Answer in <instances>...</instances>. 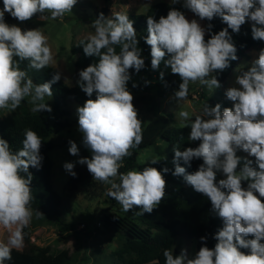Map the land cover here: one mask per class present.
<instances>
[{
  "label": "clouds",
  "instance_id": "1",
  "mask_svg": "<svg viewBox=\"0 0 264 264\" xmlns=\"http://www.w3.org/2000/svg\"><path fill=\"white\" fill-rule=\"evenodd\" d=\"M179 2L171 0L172 4ZM76 3L77 0H3L0 109L15 111L28 97L33 112H51L45 99L52 97L51 86L61 79L57 72L51 81L36 84L20 68L21 62L27 61L29 68L42 70L52 63L53 53L48 37L40 28L22 30L15 24L9 25L4 20L5 12L20 22L37 13L41 20L47 21L71 13ZM183 7L201 21L220 17L227 27L206 40V31L211 32L212 25L205 29L197 19L188 20L175 8L158 21L148 16V34L144 39L151 49V68L158 69L163 61L173 74L179 75L182 83L174 93L178 104L187 99L190 83L199 82L209 90L220 87L213 73L224 71L230 61L237 59L229 29L239 33L241 26L251 21L252 38L264 41V0H183ZM133 23L124 13H113L111 18L100 13L93 22L95 34L87 37V42H81L85 55L99 57V62L79 72V87L89 97L95 93L96 99H88L77 108L78 130L83 134L84 147L91 152V158H81L78 163L87 165L94 180L110 185L106 195L117 201L124 212L140 207L137 215L142 216L161 203L166 194V180L155 167L120 172L124 158L132 156L131 149L143 141L142 122L127 88L131 79L129 69L139 72L145 66ZM235 83L238 87L226 91V97L233 102L232 108L221 110L219 103L214 107L205 103L194 114L189 140L200 141L199 146L183 151L178 146L173 148L172 174L182 176L196 192L206 196L212 211L223 221V227L214 236L217 243L214 248L202 246L194 258L188 257L186 249L179 255L165 249V264H264V201L261 199L264 198V49L248 70L236 76ZM178 115L184 121L189 120L186 110H180ZM69 144V153L78 155L77 144L73 141ZM41 146V138L31 129H25L22 148L16 151L0 138V225L10 230L7 242H0V264L12 259L13 249L23 247V230L33 219L29 168L41 167ZM240 150L255 157L259 170L252 166V160L237 155ZM193 159H202L203 163L189 174L180 161L190 166ZM242 159L243 166L238 170ZM157 160L150 161L155 164ZM63 167L76 176L73 163H65ZM168 171L166 167L163 169V173ZM217 173L225 178L217 182ZM243 182H247V187ZM35 216L40 218L43 214L35 210Z\"/></svg>",
  "mask_w": 264,
  "mask_h": 264
},
{
  "label": "trees",
  "instance_id": "2",
  "mask_svg": "<svg viewBox=\"0 0 264 264\" xmlns=\"http://www.w3.org/2000/svg\"><path fill=\"white\" fill-rule=\"evenodd\" d=\"M175 8L182 11V7L177 4H169L160 2L152 6L144 14H129V19L132 20L133 27L136 30L138 39V48L141 50V58L144 59L145 66L139 72L129 69L131 78H136L141 75L148 77V82L142 85V88L150 91H155L159 96L165 95L167 92L178 88L182 83L178 74H173L170 67L166 66L162 61L159 68L153 70L151 68V49L146 44L145 37L147 36V18L152 16L155 20H159L161 16H167L168 11ZM107 8H104L101 13L106 17ZM99 16V15H98ZM98 18V17H97ZM206 29L209 24L212 25L211 32L206 31L205 39H210L212 34L218 33L227 27L220 17H214L211 21L204 20ZM231 40L234 43L237 52V59L230 61V66L222 72L214 73L218 80L225 82L234 70L238 60L247 57L248 52L253 48L264 49V41L254 40L252 38L251 27L247 22L240 28L239 33H233L228 30ZM87 42V40H82ZM80 41L77 45H73L71 50L74 55H77L76 66V81L74 86H69L61 77V79L52 84V111H42L40 113H31L23 110L16 112L11 116L0 119V138L5 139L10 144L13 151L22 148V140L24 138L25 129L35 131L42 140L40 154L43 157L41 167L39 169L30 167L29 172L32 174L30 184L33 200L31 207L33 211L38 210L49 221H54L60 226L72 228L65 225L61 220L62 199L54 190L52 184V162L50 152L54 149V144L49 140L54 134L60 133L66 128V123L62 122L64 116L69 114L66 109L68 98H73L80 105H84L88 99H96L95 93L91 97L87 96L79 87V72L91 64L99 62V57L86 56L83 51V45ZM119 53V46L116 47ZM165 60L168 59L166 54ZM20 68L28 72L36 84L49 82L53 75L58 71L51 65L42 69L35 70L28 67V62H21ZM163 73V78H161ZM134 106L139 104L138 99L134 97ZM158 103L152 100L151 111H155ZM172 115L157 114L149 124H142V143L131 149L132 156L125 157L122 162L120 172H127L138 168L142 171L144 166H138L136 156L140 150L152 147L159 141H182L180 142L185 149L191 147L196 148L200 142L194 144L183 139L182 133L171 126ZM184 149V150H185ZM183 151V150H182ZM252 166L258 169L255 164V157H251ZM203 163L202 159H193L190 163L185 164L183 160L180 165L186 168L187 173H193L198 170V167ZM150 167H155L162 172L166 182L173 177L174 167L166 162L157 161ZM168 168L167 173H163L164 168ZM26 175V174H25ZM219 180H217L218 182ZM186 182V181H185ZM100 181L94 180L92 174L89 173L87 167L76 172L75 177L69 180V189L74 192L78 188L83 187L88 189V194L94 197L97 187L101 185ZM166 193V189H165ZM109 197V196H108ZM264 201V198H261ZM108 200L111 205L116 206L119 203L113 198ZM141 211L140 207H134L126 212V214H109L104 215L101 222L98 223L100 228L108 231L119 233L125 239V245L122 249V254L128 258L124 264H165L163 251L169 249L174 255H179L174 246L176 239L183 235L189 239L197 240L198 251L202 246L214 248L217 241L214 239L216 232L223 227V221L213 211L210 200L202 193L196 192L189 184L182 186L178 193L174 196H166L161 203L151 212L143 213L141 218H136L137 212ZM157 212H160L166 221H155L153 217ZM24 231V249H13L11 252L12 259L5 261L4 264H69V253L60 252L56 255L33 256L29 254L27 246L29 243V234ZM201 237L206 240L202 241ZM253 238V237H249ZM264 242V241H262ZM242 252L248 253V249H240Z\"/></svg>",
  "mask_w": 264,
  "mask_h": 264
},
{
  "label": "rangeland",
  "instance_id": "3",
  "mask_svg": "<svg viewBox=\"0 0 264 264\" xmlns=\"http://www.w3.org/2000/svg\"><path fill=\"white\" fill-rule=\"evenodd\" d=\"M171 3V0H77L71 13H65L62 18L46 20L40 19V14H35L31 19L25 22H20L5 12L4 20L9 25L15 24L22 30L38 29L48 37V44L53 53V61L50 64L55 68L63 80L69 85L74 86L76 81V66L77 55H74L71 48L77 45L82 40H87V37L95 34L93 22L104 8H107L106 17L111 18L113 13L119 12L124 14H144L152 6L157 3ZM182 7V11L188 20L197 19L202 27L206 29L205 21L199 20L190 10L183 7V0L176 3ZM3 9V0H0V10ZM50 17V14H49ZM248 26L252 27V22H247ZM261 48H253L248 52V56L238 60L230 77L222 82L220 87L214 90H209L207 86L201 85L199 82L190 83L187 99L181 101L180 104L174 99V93L179 90L175 88L167 92L163 96H159L155 91L142 88L145 82H148L146 75H141L136 78H131L127 82V88L138 99L139 104L135 105L138 112V119L142 124H149L157 114L172 115L171 126L182 133V137L187 142L192 144L200 141L189 140L191 132L190 122L194 121V114L199 112L202 106L206 103L210 107L216 104L223 108H232L233 102L226 97L227 89L238 87L235 83L236 76L242 71L248 70L254 59L258 58ZM213 75H215L213 73ZM216 76V75H215ZM217 78V77H216ZM133 84L136 87H133ZM152 100L158 103L155 111H151ZM52 98L46 97L45 102L52 109ZM74 101L73 98H68L66 109L69 114L62 119L66 123L60 133L50 137V141L54 144V149L50 152L52 162V184L54 190L62 199L61 220L65 225L60 226L54 221L41 216L37 218L33 211V219L25 232L29 234V243L27 250L33 256L56 255L60 252L69 253V264H124L128 258L122 254V249L125 245V239L119 234L112 231L100 228L98 223L104 215L109 214H126L122 210L120 204L113 206L106 195L110 185L101 184L97 187L94 197L89 196L88 189L80 187L77 191H70L69 180L72 175L63 167L65 163H73V171L76 173L87 167L81 165L78 161L81 158H91V152L83 145V134L79 132L77 108L82 107ZM33 105L30 103V98L26 97L15 111L8 109H0V119H4L13 115L16 112L23 110L33 112ZM180 110L189 112V120H182L178 113ZM188 125V126H186ZM69 141H73L79 148V154L73 156L69 153ZM182 141H159L156 145L140 150L136 156L138 166L150 167L151 159L166 162L175 168L173 163L174 147H179L182 151L185 148L180 143ZM237 155L251 160L246 152L237 151ZM244 160H241L238 165V170L243 166ZM138 170V168H136ZM225 178L222 173H217V180ZM186 182L182 176H174L170 181L166 182V196H174L178 190L185 186ZM243 186L247 187V182H243ZM258 195V194H257ZM136 218H141L137 215ZM155 221H166L160 212H157L153 217ZM15 226L13 227L14 231ZM10 235V230L0 225V242L6 243ZM197 240L189 239L180 235L176 239L175 250L181 253L182 249L187 250L189 258H194L198 252ZM23 247L18 249L22 250Z\"/></svg>",
  "mask_w": 264,
  "mask_h": 264
}]
</instances>
